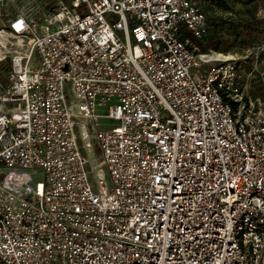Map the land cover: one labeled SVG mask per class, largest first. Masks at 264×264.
<instances>
[{
	"label": "built area",
	"instance_id": "2783aa9c",
	"mask_svg": "<svg viewBox=\"0 0 264 264\" xmlns=\"http://www.w3.org/2000/svg\"><path fill=\"white\" fill-rule=\"evenodd\" d=\"M4 5L0 264H264V98L197 0Z\"/></svg>",
	"mask_w": 264,
	"mask_h": 264
},
{
	"label": "rangeland",
	"instance_id": "374dc122",
	"mask_svg": "<svg viewBox=\"0 0 264 264\" xmlns=\"http://www.w3.org/2000/svg\"><path fill=\"white\" fill-rule=\"evenodd\" d=\"M23 1L9 2L8 5L0 1V10L2 5L8 6L9 12L15 14ZM197 1L208 16L209 26L203 38L193 41L194 44L199 48L204 46L206 51L237 56L244 93L252 98H264V0ZM1 13L5 12L0 11V26H3L7 17ZM97 112L104 114L105 108L99 107ZM100 122L102 128L118 124L109 118H101Z\"/></svg>",
	"mask_w": 264,
	"mask_h": 264
},
{
	"label": "trees",
	"instance_id": "16d2710c",
	"mask_svg": "<svg viewBox=\"0 0 264 264\" xmlns=\"http://www.w3.org/2000/svg\"><path fill=\"white\" fill-rule=\"evenodd\" d=\"M204 10V9H203ZM205 11V10H204ZM207 15V14H206ZM207 18H208V16H207ZM209 24V23H208ZM217 47V46H216ZM200 49L202 50V51H206L205 50V47L204 46H200ZM216 50L218 49V48H215Z\"/></svg>",
	"mask_w": 264,
	"mask_h": 264
}]
</instances>
